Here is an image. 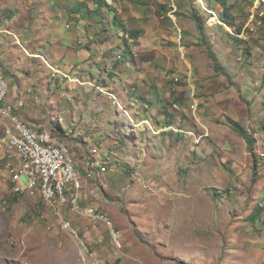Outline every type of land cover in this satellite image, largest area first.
<instances>
[{"label": "rangeland", "instance_id": "rangeland-1", "mask_svg": "<svg viewBox=\"0 0 264 264\" xmlns=\"http://www.w3.org/2000/svg\"><path fill=\"white\" fill-rule=\"evenodd\" d=\"M223 1L226 3L223 14L230 19L233 27L220 20L219 23L210 25L217 22L219 15L211 19L210 13L200 12L192 4L193 14L200 18L205 29L201 34L196 26L199 38L193 44L195 48L181 53L189 73L185 76V81L184 76L174 77L178 79L177 82L174 78L172 82L169 81L171 88L174 85L182 86L185 92V87H189V95L192 92L197 100L204 99L203 103L198 100L194 115L188 95L184 111L186 115L182 117V121L185 120L184 124L188 125L191 134L182 133H186L193 142L197 140L194 143L196 146L203 144V147L214 150L211 155L204 153V150L194 151V155L189 154L186 168L167 170L156 166V163L166 159L158 148L143 156L135 150L140 164L130 155H124V159L119 155L120 158L116 159L113 153H119L123 146L131 148L133 142L128 140L130 138L124 144L116 136L100 140L92 128L74 139L65 138L63 134L57 135L55 127L59 118L65 116L64 124L69 126L66 115L70 109L66 97L59 99L63 101L61 108L59 103H52L56 96L53 91L58 89L62 94L67 93L66 88H61L67 78L57 77V74L51 76V69L48 67L47 75V70L44 72L42 68L39 78L45 101L36 104V81L31 76L34 70L30 69L29 72L25 68L26 73L21 72L24 75L23 85H28L33 92L31 99L26 98L25 104L18 107V110L15 109L16 116L28 127L48 128L61 138L75 162L83 165L81 179L85 174L84 166H89L88 160H94L89 150L99 147L104 140L108 141L111 151L107 156L109 159L105 157L101 160L107 163V170L84 182L87 186L85 190H93V193L86 192L88 198L80 204L93 205L99 212L108 215L120 234L121 248L117 249L113 245L107 228L102 224L94 226L97 231L94 236L96 242H92L91 238L87 241L82 236V230L89 228L83 224L84 219L75 216L69 208L61 206L60 216L79 230V240L74 239L62 228V218L45 208L38 197L13 194L4 150L0 144V264H92L94 258L101 264H264V161H261L260 156L264 152V16L256 15L253 29H245L254 0ZM216 3L212 0L209 7L212 11L221 12L223 8L218 9ZM206 7L209 10L204 3V9ZM5 15L4 12L3 16ZM58 25L59 29H65V22ZM242 32V38L236 36ZM212 38H216L220 46L212 45ZM46 44L48 49L49 44ZM14 48L15 53L25 62V50L17 46ZM120 50L127 60L124 45ZM208 50L222 53L224 59L218 60L213 53L216 61L213 60ZM7 74L0 70V75L11 91L15 81ZM18 89L27 96V91L21 90V86ZM228 90L233 91V97L243 110L242 114H234L236 121L247 129L248 134L256 135L254 155L258 177L254 183L253 158L249 152L247 165H244L243 159L239 165H234L232 160L220 157L219 151L222 152L223 143L227 144L228 141L235 151L244 148V138L225 122L227 115L221 111L215 120L214 127L219 128L216 133L219 142L209 143L208 137H204L208 135L205 120L210 119L209 111L203 110L207 108L206 103L214 102L213 98L220 92L226 95ZM13 97L19 99L15 95ZM56 106L63 111L64 116L54 109ZM29 110L34 115L37 114L38 119L33 116L26 118V111ZM176 128L179 129V126ZM199 131L202 133L200 136ZM1 138L2 130L0 140ZM85 139L88 140L87 143ZM144 139L147 141L145 136ZM123 160L129 165L126 167L124 164L125 167L120 168L122 163H126ZM194 163L196 166L191 165ZM185 184L188 188H185ZM180 199L181 207L186 206V203L188 205L187 220H183V215L179 217ZM199 205V212L191 215L195 212L193 208ZM258 209L263 212L259 217L253 216ZM91 255L94 258L91 259Z\"/></svg>", "mask_w": 264, "mask_h": 264}, {"label": "crops", "instance_id": "crops-1", "mask_svg": "<svg viewBox=\"0 0 264 264\" xmlns=\"http://www.w3.org/2000/svg\"><path fill=\"white\" fill-rule=\"evenodd\" d=\"M210 1L204 0L212 11ZM81 4L84 6L79 8ZM193 4L197 7V1ZM108 6L97 11L98 6L94 0H0V70L4 74L8 73L15 81V86L6 99L7 103L13 104L18 110L19 100L25 104L26 98H32L33 90L28 85H23L22 81L24 75L21 72L26 73V69L29 72L30 69L34 70L31 75L36 81L34 101L36 104L45 101L39 77L42 75V68L44 72L47 70V75L50 68L51 76L57 74V77L67 78L61 87L66 88L67 93L62 94L58 89L53 91L56 96L52 103H59L61 108V98L66 97L70 109L66 115L70 124L66 126L63 111L58 106L54 107L64 116L58 119L55 127L57 135L63 134L65 138L74 139L92 128L100 140L116 136L124 144L130 138L128 140L133 142L131 148L123 146L119 153H113L116 159L120 158L119 155L121 159L124 155H130L140 164L135 150L143 156L158 148L166 159L156 163V166L167 170L186 168L189 154L194 155L202 150L213 154L212 148H205L203 144L196 146L187 136L191 131L182 117L186 115L184 111L189 87H185L184 92V87L174 85L171 88L169 84L174 77L189 74L181 55L184 51L195 48L193 44L199 38L188 0H112V4ZM216 7L223 8L219 3H216ZM213 11L211 19L218 16V10ZM62 21L65 22V29H59L58 24ZM219 22L218 19L210 25ZM124 34L129 39H123ZM215 39L212 38L211 44L220 46V42ZM46 43L49 44L48 49ZM122 45L126 48L127 60L121 53ZM15 46L25 50V62L15 53ZM213 53L218 60L224 59L222 53L216 50ZM171 69L174 71L171 72ZM185 79L186 77L184 81ZM18 86L27 91L26 97ZM219 90L223 91L220 87ZM12 93L19 97L18 101ZM232 93L233 91L226 95L218 93L213 98L214 102L206 103L207 108L203 109L209 111L210 115V119L205 120L208 135L204 136L208 137L209 143L219 142L216 136L219 128L214 127L219 112L237 120L234 114L243 111ZM198 100L199 103L204 102L203 98ZM26 113V118L33 116L38 119L37 114L34 115L32 111ZM50 121L53 122L51 117ZM201 134L199 131L198 136ZM255 137L256 135L253 136L256 143ZM84 141L88 142L87 139ZM229 144V141L227 144L223 143V150L219 151L220 157L232 160L234 165H239L243 159L242 162L247 165L246 142L244 148L238 151ZM110 152L107 140L99 147L89 150L94 160L89 159V166H84L85 194L93 192L85 190L86 174L95 164L107 168V163L101 160L105 157L108 160ZM261 161H264V157ZM124 164L126 167L129 165L127 162L122 163L120 168L125 167ZM191 165L196 166L195 163ZM76 167L81 174L83 165L76 163ZM185 188H188L186 184ZM179 205V217L183 215V220H187V203L181 207L180 199ZM199 207L200 205L194 207L195 212L191 215H196ZM83 224L89 228L82 230V236L87 241L91 238L94 242V236L97 235L95 225L87 220Z\"/></svg>", "mask_w": 264, "mask_h": 264}, {"label": "built area", "instance_id": "built-area-1", "mask_svg": "<svg viewBox=\"0 0 264 264\" xmlns=\"http://www.w3.org/2000/svg\"><path fill=\"white\" fill-rule=\"evenodd\" d=\"M106 2L112 4V0ZM201 10L212 13L207 7L205 9L201 7ZM250 13L248 24L245 26V29L249 30L253 29L256 15L264 16V0H254ZM243 34L244 32L236 36L242 38ZM123 38L129 39V36L124 34ZM177 80L174 78L175 82ZM8 93V83L0 75V130L3 133L0 144L4 150L11 192L17 196L38 197L45 208L51 209L60 218L62 217L59 208L65 206L75 216L89 223L102 224L107 228L113 245L120 249V234L108 215L99 212L92 205L80 204L81 201H86L88 196L83 192V179L65 143L48 128H31L22 124L15 114V106L7 103ZM189 100L190 109L195 115L198 100L192 92ZM22 105L23 101L19 100L17 106ZM196 120L198 122V118ZM201 127L205 128L202 125ZM260 155L264 157V153ZM106 170L105 166L95 164L85 177L90 180ZM61 225L74 239L79 240V230L69 220L62 218ZM92 264L101 263L94 258Z\"/></svg>", "mask_w": 264, "mask_h": 264}, {"label": "trees", "instance_id": "trees-1", "mask_svg": "<svg viewBox=\"0 0 264 264\" xmlns=\"http://www.w3.org/2000/svg\"><path fill=\"white\" fill-rule=\"evenodd\" d=\"M95 3L97 4V11L100 10L102 7H109L108 4L106 3V0H94ZM196 1V0H188V4L190 3V8L191 9V16L193 18V20L195 21L196 23V26H197V29L200 31V33L202 34L203 33V30L205 29V26L204 24L201 22L200 18L196 17L193 12H194V7H193V2ZM198 3L200 0H197ZM212 1V0H211ZM210 1V2H211ZM217 3H219L222 7H223V10L221 12H218V15H219V20L229 26V27H233L232 26V23L231 21L229 22V20L226 18V16L223 14V11L225 10V7H226V3L223 1V0H215ZM202 3H205L204 0H202ZM84 5L81 4L79 6V8H82ZM192 6V7H191ZM197 10L201 12V10L197 7ZM134 36V34H132ZM208 54L209 56L216 61V58L213 54L212 51L208 50ZM217 68V66L215 67V69ZM225 122L227 124H229L231 126V128H233L235 130V132H237L241 137L244 138L246 144H247V150L248 152L252 155V158H253V167H252V182L254 183L256 180H257V177H258V165H257V161L255 159V155H254V145H255V139L253 138V135L252 134H248L246 131V129L243 127V125L230 118V117H226L225 118ZM263 210H260L258 209L254 214L253 216H258L262 213ZM252 217V215H251Z\"/></svg>", "mask_w": 264, "mask_h": 264}, {"label": "bare ground", "instance_id": "bare-ground-1", "mask_svg": "<svg viewBox=\"0 0 264 264\" xmlns=\"http://www.w3.org/2000/svg\"><path fill=\"white\" fill-rule=\"evenodd\" d=\"M201 1V0H200ZM200 1H199V4H200V6L202 7V8H204V6H203V4L202 3H200ZM202 4V5H201ZM189 134V133H188Z\"/></svg>", "mask_w": 264, "mask_h": 264}, {"label": "clouds", "instance_id": "clouds-1", "mask_svg": "<svg viewBox=\"0 0 264 264\" xmlns=\"http://www.w3.org/2000/svg\"><path fill=\"white\" fill-rule=\"evenodd\" d=\"M196 1H197V0H196ZM197 7L201 9V7H200V5H199L198 1H197Z\"/></svg>", "mask_w": 264, "mask_h": 264}]
</instances>
